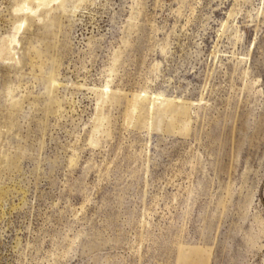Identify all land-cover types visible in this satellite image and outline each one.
<instances>
[{"label": "rangeland", "instance_id": "1", "mask_svg": "<svg viewBox=\"0 0 264 264\" xmlns=\"http://www.w3.org/2000/svg\"><path fill=\"white\" fill-rule=\"evenodd\" d=\"M0 264H264V0H0Z\"/></svg>", "mask_w": 264, "mask_h": 264}, {"label": "bare ground", "instance_id": "2", "mask_svg": "<svg viewBox=\"0 0 264 264\" xmlns=\"http://www.w3.org/2000/svg\"><path fill=\"white\" fill-rule=\"evenodd\" d=\"M23 9V8H22Z\"/></svg>", "mask_w": 264, "mask_h": 264}]
</instances>
